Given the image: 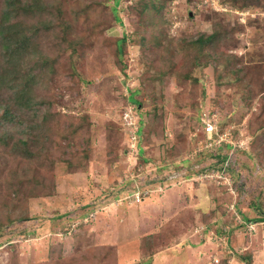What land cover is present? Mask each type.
Masks as SVG:
<instances>
[{
    "label": "rangeland",
    "instance_id": "374dc122",
    "mask_svg": "<svg viewBox=\"0 0 264 264\" xmlns=\"http://www.w3.org/2000/svg\"><path fill=\"white\" fill-rule=\"evenodd\" d=\"M41 1L34 20L52 21L53 36L71 44L55 82L58 107L89 114L91 152L75 170L54 167L53 194L22 189L21 218L0 225V264H133L150 234L160 236L146 264H264V151L251 134L264 109V0H162L163 28L147 49L135 39L144 0ZM218 31L206 52L235 59L220 80L181 41ZM71 61L87 86L65 78ZM127 110L141 126L135 138ZM105 121L121 129L109 132ZM9 160L0 144V185ZM6 196L0 186V216Z\"/></svg>",
    "mask_w": 264,
    "mask_h": 264
},
{
    "label": "trees",
    "instance_id": "16d2710c",
    "mask_svg": "<svg viewBox=\"0 0 264 264\" xmlns=\"http://www.w3.org/2000/svg\"><path fill=\"white\" fill-rule=\"evenodd\" d=\"M2 2L4 0H0V4ZM143 2L148 13L144 15L147 20L137 22L135 39H139L147 49L148 42L156 39L157 31L160 32L163 28L160 24L163 21L165 2L163 1L164 4L162 0H144ZM49 8L47 7L46 10ZM0 11L2 26L0 30V144L12 159L8 161V173L0 185L9 195L3 200L4 210L0 216V225L6 227L8 223L21 218V214H17L18 206H21L22 201H27L26 196L23 200H18L24 195L22 189H28L25 195L53 194L56 186V175L53 169L57 164H64L68 170H75L79 163L90 158V127L93 121L87 113H82L75 118V116L64 114L58 107L59 98L63 94L56 91L59 85L55 82L60 77L61 60L71 44L67 43L65 48L60 44L62 40L53 36L52 21L44 23L38 19L34 20L45 12L42 1L7 0L4 7L3 5L0 7ZM115 11L118 13L117 10ZM13 14L16 15L12 17ZM116 17L121 22L117 15ZM62 30L63 27L60 26L59 31ZM186 37L181 39L182 45L185 51L190 48L189 51L193 54V58H190L194 60L193 63L201 65V60L206 59V63L209 62L216 68V76L219 80L225 73L234 71L235 68L227 66L235 62L232 55H220V53L210 55L211 53L206 52V47H210L222 38L220 31ZM126 40L127 35L119 38L118 42L116 40L121 56L124 51L121 45ZM73 49L72 53L78 51L74 46ZM218 59L222 63L221 71H219ZM169 66L173 68L174 64L169 63ZM70 67L72 72L65 70V78L70 81L76 76L82 81L86 79L79 73V66L75 61H71ZM4 68L9 70L8 74L4 75ZM16 68L18 73H13L12 71ZM157 72L156 75L162 77L163 74L171 71L163 72L162 68H157ZM88 82L89 80L81 85L87 86ZM249 83H247L248 89ZM263 83L264 81L261 87L264 86ZM137 91L135 90L129 97L139 102L134 96ZM253 94L254 91L249 93L247 91L246 95H241V98L249 103V98ZM263 114L264 109L259 110L255 124L251 126V134L255 136V141L259 140L261 143L259 151H264ZM105 125L109 132L113 127L121 129V126L113 121H105ZM15 212L17 215L12 218ZM159 236L160 234L156 236L150 234L142 237L140 241L142 260L133 264H146L145 259L149 260L154 256L156 252L154 243ZM103 250L104 248L100 247L96 251L101 252L103 256L108 255ZM248 258L244 256L245 260ZM217 263L219 264L220 260Z\"/></svg>",
    "mask_w": 264,
    "mask_h": 264
},
{
    "label": "built area",
    "instance_id": "2783aa9c",
    "mask_svg": "<svg viewBox=\"0 0 264 264\" xmlns=\"http://www.w3.org/2000/svg\"><path fill=\"white\" fill-rule=\"evenodd\" d=\"M124 119H125V123L127 125H131L133 127H135V129H133L132 127L128 126L129 128V134L132 135V138H135L136 134L140 128L139 124H137V121L136 120H133V116L131 115V112L130 110H127L124 114ZM210 125V124H209ZM212 127V126H211ZM136 195H139V192L138 193H135ZM140 197V196H139Z\"/></svg>",
    "mask_w": 264,
    "mask_h": 264
},
{
    "label": "clouds",
    "instance_id": "9594fccd",
    "mask_svg": "<svg viewBox=\"0 0 264 264\" xmlns=\"http://www.w3.org/2000/svg\"><path fill=\"white\" fill-rule=\"evenodd\" d=\"M141 127V126H140Z\"/></svg>",
    "mask_w": 264,
    "mask_h": 264
}]
</instances>
